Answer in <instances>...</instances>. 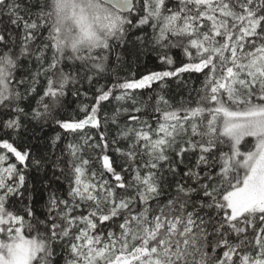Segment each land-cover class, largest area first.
Masks as SVG:
<instances>
[{"label":"snow or ice","instance_id":"1","mask_svg":"<svg viewBox=\"0 0 264 264\" xmlns=\"http://www.w3.org/2000/svg\"><path fill=\"white\" fill-rule=\"evenodd\" d=\"M0 264H264V0H0Z\"/></svg>","mask_w":264,"mask_h":264},{"label":"trees","instance_id":"2","mask_svg":"<svg viewBox=\"0 0 264 264\" xmlns=\"http://www.w3.org/2000/svg\"><path fill=\"white\" fill-rule=\"evenodd\" d=\"M176 56L179 58V52H176ZM145 66L147 68L153 67V57L152 56H145L141 57L139 61L136 62V64H133L131 68L129 69L130 72H143L145 70ZM186 80L188 79L187 76L184 77ZM203 79L202 77L197 78L196 76L192 77L191 84H194L195 86L199 87V80ZM155 87V85H154ZM173 90H175V86L173 84ZM83 100V97L80 99H77L76 97H73L69 94L67 97L66 102V111H65V118H69L72 116V114L77 110V105ZM55 131H59V129L55 128V126H52L50 128H46L43 131L36 129H30V131L22 135L20 140L18 141V145L21 149L31 147L33 153L36 155H40L42 152L46 151L45 148V141L50 136L54 135ZM53 179L52 177V170L51 168H47L46 174L45 172H37L35 169H32L28 174V181L30 184H35L37 186H40L43 181ZM54 185L60 184L59 181H53ZM66 181L63 182V187H66ZM59 251V249H57Z\"/></svg>","mask_w":264,"mask_h":264}]
</instances>
